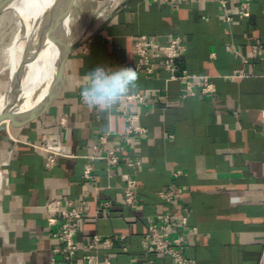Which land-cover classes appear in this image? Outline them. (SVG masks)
Returning <instances> with one entry per match:
<instances>
[{"label":"crops","instance_id":"0c3cea01","mask_svg":"<svg viewBox=\"0 0 264 264\" xmlns=\"http://www.w3.org/2000/svg\"><path fill=\"white\" fill-rule=\"evenodd\" d=\"M221 1L132 0L103 33L70 55L64 82L48 110L22 128L10 127L13 144L0 136V169L5 173L0 264H50L59 243L47 209L54 200L82 205L87 214L72 264H86L87 244L96 234L126 235L110 248L100 247L102 261L175 264L170 256L142 247L149 225L161 212L174 213L176 230L186 232V252L196 264H261L264 0H250L245 8L243 0H226V8ZM98 12L90 26V20L79 24L72 40L105 19ZM142 34L158 43L180 36L187 52L177 61V72L209 75L216 91L204 94L198 88L195 95L183 97L182 81L171 79L163 59L154 60V76L138 70L134 41ZM97 65L129 66L138 74L133 93L145 94L147 103L126 99L110 113L89 109L80 86ZM126 111L146 128L130 141ZM103 134L108 135L104 147L120 157L119 163L94 156V145ZM46 137L64 143L70 154L53 167L46 165L47 153L39 147ZM87 164L96 180L84 178ZM176 171L181 174L175 176ZM128 178L138 180L136 207L124 200ZM162 191L173 192L175 200L162 197ZM106 201L112 202L108 212L101 204Z\"/></svg>","mask_w":264,"mask_h":264},{"label":"built area","instance_id":"2783aa9c","mask_svg":"<svg viewBox=\"0 0 264 264\" xmlns=\"http://www.w3.org/2000/svg\"><path fill=\"white\" fill-rule=\"evenodd\" d=\"M157 1V0H156ZM224 8L227 7L226 0L221 1ZM250 0H243L242 7H248ZM244 14H242L243 16ZM135 52L137 54V69L144 70L147 76H154L157 73L155 59H163L164 67L171 72L172 80H181L184 86L183 97L195 95L198 88L204 94H211L216 91V84L209 75H198L189 72L187 69L177 72V61L187 52V45L180 36L171 38L168 43H158L155 38L146 34L138 36L134 41ZM261 49L255 47V53L261 54ZM128 101H137L141 104L147 103V97L142 93H132L127 97ZM128 120L126 136L128 140L134 133H144L146 128L137 125L138 116L125 112ZM108 141V135H100L98 141L94 145L97 152L95 157L106 159L111 165L120 162V157L114 152L106 150L104 145ZM47 153L48 167L57 164L61 157H68L70 154L66 150L64 143L57 139L44 138L39 145ZM181 171L174 172L175 176H179ZM84 178L96 180L93 167L89 164L85 166ZM125 202L133 207L138 203V180L136 178H128L123 188ZM160 195L171 202L175 200L173 192L162 191ZM104 210H108L112 206V202L106 201L101 203ZM49 214V225L54 228L52 235L58 240V244L53 248V256L50 264H72L78 251L80 244L77 240V233L87 214L82 205H77L70 201L62 204L60 200H54L47 203ZM176 219L173 212H161L157 215L156 221L149 225L147 232L142 239V247L149 253H163L172 258L175 264H196L195 259L188 256L186 252L187 234L184 230H176ZM118 239H126V235L103 236L96 234L87 244L88 253L85 256L86 264H113L108 258L104 261L100 259L98 250L100 247L110 248L115 245ZM125 250L128 248L125 247ZM57 255L61 256L58 259ZM131 264V263H129ZM264 264V259L261 262Z\"/></svg>","mask_w":264,"mask_h":264},{"label":"bare ground","instance_id":"6f19581e","mask_svg":"<svg viewBox=\"0 0 264 264\" xmlns=\"http://www.w3.org/2000/svg\"><path fill=\"white\" fill-rule=\"evenodd\" d=\"M67 1L0 0V7H10L13 10V16L18 19L10 43L11 49H8V52L18 58L21 66L16 68L10 82L23 74L20 92L24 101L19 106V110L22 112L30 110L47 96L55 77L61 52L49 36L57 35L59 30L55 27V18L49 19V17L50 14L62 15ZM72 17L73 14L63 24V33L66 36H71L74 33L70 31ZM80 33L82 34L83 30ZM10 93L11 90L9 95L12 98ZM9 102L0 104V112ZM4 174L0 169V192Z\"/></svg>","mask_w":264,"mask_h":264},{"label":"water","instance_id":"95a60500","mask_svg":"<svg viewBox=\"0 0 264 264\" xmlns=\"http://www.w3.org/2000/svg\"><path fill=\"white\" fill-rule=\"evenodd\" d=\"M131 1L132 0L121 1L114 10L106 15H104V13H106L105 10L98 12V16L100 17L104 15L105 19L96 28H86V31L84 29L83 33L75 37L73 40L71 39V36H66L65 33H63V24L65 20L71 17L72 11L77 4V0H68L65 4V10L62 15L50 14L49 19L55 18V27H57L59 31L57 35H50L49 38L59 47L61 52L59 61L57 63V71L55 77L51 83L47 96L40 100L37 104H35V106H33L30 110L23 112L19 110V106L24 101L20 92V84L22 82L23 74L21 76H18L17 79L10 82L8 87L9 89L7 91L11 90L10 94L12 95V98L0 112L1 137H3L7 142L13 144L14 138L10 134V127L22 128L27 123L42 116L48 110L64 82L66 76V62L70 55L82 45L90 41L92 38H94L98 34L103 33L112 19ZM2 8L4 7H0V9ZM95 19L96 16L90 20L88 26H90L95 21Z\"/></svg>","mask_w":264,"mask_h":264},{"label":"clouds","instance_id":"9594fccd","mask_svg":"<svg viewBox=\"0 0 264 264\" xmlns=\"http://www.w3.org/2000/svg\"><path fill=\"white\" fill-rule=\"evenodd\" d=\"M138 74L129 66L97 65L82 79L80 96L91 110L110 113L138 88Z\"/></svg>","mask_w":264,"mask_h":264},{"label":"rangeland","instance_id":"374dc122","mask_svg":"<svg viewBox=\"0 0 264 264\" xmlns=\"http://www.w3.org/2000/svg\"><path fill=\"white\" fill-rule=\"evenodd\" d=\"M121 1L122 0H114V2L113 0H77L74 11H72L73 17L70 20V31L75 32L79 24L84 25L88 23L98 11L105 10L106 14H108ZM101 20L102 18H99L95 24L100 23ZM17 21L18 19L13 16V10L10 7L0 9V104L7 103L11 100L9 91H7L9 89L11 76L15 73L16 68L21 67L18 58H15L8 52V49H11L10 43ZM2 158L3 153H1L0 150V160Z\"/></svg>","mask_w":264,"mask_h":264}]
</instances>
